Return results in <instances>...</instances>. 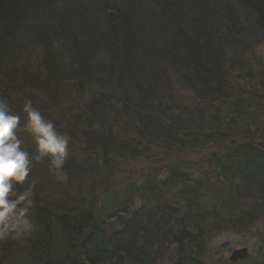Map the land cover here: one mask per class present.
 I'll list each match as a JSON object with an SVG mask.
<instances>
[{
  "label": "trees",
  "instance_id": "16d2710c",
  "mask_svg": "<svg viewBox=\"0 0 264 264\" xmlns=\"http://www.w3.org/2000/svg\"><path fill=\"white\" fill-rule=\"evenodd\" d=\"M252 33L264 35V0H0V99L21 124L31 99L71 138L67 182L47 159L34 161L21 190L34 183L35 231L0 238V264H151L162 246L194 264L181 251L197 244L192 235L209 215L207 186L176 165L135 185L128 164L150 149L171 158L229 136L231 155L214 163L231 203L243 205L237 223L264 214L261 101L243 106L219 66L220 50L240 49ZM166 68L192 76L177 80L181 95L169 90ZM249 117L260 139L245 128ZM19 135L34 154L32 138ZM164 192L187 202L183 216L167 201L148 208ZM137 194L148 205L133 207Z\"/></svg>",
  "mask_w": 264,
  "mask_h": 264
},
{
  "label": "rangeland",
  "instance_id": "374dc122",
  "mask_svg": "<svg viewBox=\"0 0 264 264\" xmlns=\"http://www.w3.org/2000/svg\"><path fill=\"white\" fill-rule=\"evenodd\" d=\"M252 34L253 36L251 38L242 39V46H239L240 49L234 51L230 50L228 53L225 51L226 49L224 51L223 49L220 50L221 55H219V57L221 56L220 59H222L224 63L219 62V66L222 70V79L234 92V95L240 97L239 100L243 106H247L248 103L251 104L254 99H256L255 102H257V100L261 101V103H259L261 105H259V109H257V115L263 117L264 35ZM180 63L182 64V62ZM164 71H166L169 90H171L170 87H172L174 93H176L175 90L181 91L180 87L177 86V84H180L177 80H192L190 74H185L183 77L182 73L181 78L180 74L175 71H170L169 68H166ZM180 71L179 69L178 72ZM244 114L248 115V112ZM252 115L253 114H251V116ZM262 117H259L260 121L264 120ZM247 124L248 127L245 128H252L251 130H247L254 136V139H260V131L259 128H256L258 124H256L254 117H249ZM245 128L243 127V129L240 128L238 130V132H241V137L243 139V131L246 130ZM252 130L255 131L253 132ZM228 142H230L229 136L224 139L217 138V140L209 144L208 149H183L171 158L160 151L150 149L151 153H148V156L130 162L128 167L132 175H134L133 179L135 180V185L140 183L145 177H154L157 178L158 181H161L165 178L166 173H168V169L173 168L175 165L180 173L189 175L193 179L194 184L195 181H202L206 184L207 188L204 186L200 191L203 196L201 213L204 215L209 212V215H207L204 220H201V224L198 225V228L195 229L192 235L197 237V244L193 247L183 248L181 257L190 256L192 257L191 260H194L196 264H264V214H260L256 219H253L254 221L252 222L244 219L245 221L243 224L237 223V211H241L243 205H234L231 203L232 201L229 200L231 196L229 194V187H226L228 184L225 180V183L223 182L222 177H217V167L214 161L226 155H231L233 149L230 148ZM118 168V170L123 171L127 167L124 168L123 165H119ZM216 177L219 179L217 180L218 183L213 179H216ZM73 187H75V184ZM101 194L104 195V193L98 192L99 196H101ZM164 194V198L156 196L158 201L155 199L151 200L149 199L150 197H142V195L140 197L137 194L133 207L140 209L143 204H150L148 208L157 210V205L161 206L167 201L168 204L171 205L170 208H177L179 215L183 216L187 209V202L183 199H181V201L178 200V197L173 195L174 193L170 195L164 192ZM148 199L149 202L151 200V203L147 204ZM179 202H181V205L178 204ZM164 247H161L160 252H158V257L152 256L153 260H150V263L168 264L171 262L175 264L177 262L178 264L180 255L175 254L172 249L173 247H165L166 250ZM243 248L247 249L248 258L240 260L237 263L230 262L229 257L231 253L234 250ZM155 258L158 259L156 260Z\"/></svg>",
  "mask_w": 264,
  "mask_h": 264
},
{
  "label": "clouds",
  "instance_id": "9594fccd",
  "mask_svg": "<svg viewBox=\"0 0 264 264\" xmlns=\"http://www.w3.org/2000/svg\"><path fill=\"white\" fill-rule=\"evenodd\" d=\"M22 117L14 114L9 104L0 99V238L10 232L18 236L30 235L35 225L30 219L34 206V183L26 184L33 164L47 159L49 172L60 182H67L64 170L69 156L70 136L57 130L53 120L47 119L31 99L23 104ZM21 129L35 144V153L23 147Z\"/></svg>",
  "mask_w": 264,
  "mask_h": 264
},
{
  "label": "water",
  "instance_id": "95a60500",
  "mask_svg": "<svg viewBox=\"0 0 264 264\" xmlns=\"http://www.w3.org/2000/svg\"><path fill=\"white\" fill-rule=\"evenodd\" d=\"M247 258H248L247 249L243 248L239 250H234L229 257V261L232 263H236L240 260H245Z\"/></svg>",
  "mask_w": 264,
  "mask_h": 264
},
{
  "label": "flooded vegetation",
  "instance_id": "af4514ba",
  "mask_svg": "<svg viewBox=\"0 0 264 264\" xmlns=\"http://www.w3.org/2000/svg\"><path fill=\"white\" fill-rule=\"evenodd\" d=\"M237 263V262H236Z\"/></svg>",
  "mask_w": 264,
  "mask_h": 264
}]
</instances>
